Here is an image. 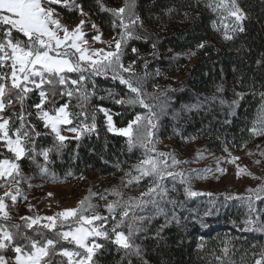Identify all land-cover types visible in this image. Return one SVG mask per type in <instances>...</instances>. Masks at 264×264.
I'll return each mask as SVG.
<instances>
[{"label":"snow or ice","instance_id":"snow-or-ice-1","mask_svg":"<svg viewBox=\"0 0 264 264\" xmlns=\"http://www.w3.org/2000/svg\"><path fill=\"white\" fill-rule=\"evenodd\" d=\"M95 2L101 12L111 17L113 30L118 29L112 39L105 42L97 24L91 23V28L95 30L91 40L106 43V48H94L87 37L86 28L91 14L84 11L83 0H0V189H3L0 195V264H100L99 256L110 251L109 244L116 247L121 264L124 261L133 264V257L142 264H148L143 241L163 240L164 230L174 221L178 224L180 221L176 209L183 207V203L170 196V192H177L178 189L175 184L169 188L167 179L176 181L178 178L186 196L204 195L192 189L191 174H186L180 166L204 159L207 150L198 149L193 160L189 161L180 160L174 151L164 152L157 147L161 142L157 133L162 126V118L169 115L171 108V97L167 96V92L173 90L166 88L156 94L145 89V81L150 75L147 58H143V75H139L134 68L136 60L127 66L124 63L130 41L150 39L139 31L145 29L138 11L139 0H123L118 8L108 7L103 0ZM189 7H203L211 12L216 17L211 27L225 42L235 40L238 34L246 31L244 22L248 13L240 6L239 0H193ZM164 11L165 15H170L177 10L169 7ZM184 15L186 19L190 18L189 13ZM77 16L80 19L74 26L65 22ZM157 43L151 42L152 51L148 55L158 56ZM207 43L206 40L199 42L196 51L189 50L184 55L188 58L197 55V51L204 49ZM132 52L137 53V59H141L139 49L133 47ZM256 63L259 66L264 64V60H257ZM156 74H160L159 70ZM95 77H110L113 82L119 81L125 86L127 92L123 96H119L114 89L105 90L115 104L139 106L146 112L135 114L124 127H118L114 120L122 113L103 106L93 107L89 112L90 99L97 90ZM240 85L244 86L243 77L240 78ZM252 87L255 88V85ZM224 91L222 84L217 85L211 97L197 98L194 103L183 104L181 110L172 111V119L179 121L182 112L210 110V105L218 102L228 108L223 123L231 124V117L237 116L241 101L249 93L234 89V98L229 102L222 95ZM251 95L255 96L256 92H251ZM259 95L261 103L251 126L241 129L250 134V139L244 141L241 148L251 139L264 137V91ZM98 113L103 114L108 133L125 138L129 152L143 149L137 163L125 172L128 177L125 186L139 185L147 178L145 191L124 200L120 191L106 190L117 198L105 205L108 215L96 211L91 202L95 194L89 190V195L80 200L75 208L49 216H22V224L7 223L12 217L6 200H11L12 206H15L18 197L22 196L19 185L31 179L24 175L21 161L29 160L37 165L41 175H47V166L55 162L53 155H61L69 147V140H75L79 148L86 136L99 137ZM64 132L74 135L69 137ZM173 132L186 142L198 138L185 137L182 129L177 127L173 128ZM228 143L235 146L234 141L224 142L223 150L228 154L226 162L236 164L240 158L232 156ZM257 148L260 146L257 145ZM253 154L251 151L248 153L250 156ZM259 154L264 157V150ZM255 163L261 161L256 160ZM117 167L120 165L117 164ZM216 171L223 174L225 170L218 166ZM191 172L197 178L207 179V175L200 170L193 169ZM236 175L237 178L248 175L261 179L239 164H236ZM53 182H56L54 176ZM246 191L248 196L237 197L247 207L242 221L244 230L264 233V209L254 204L264 199V183ZM23 198L27 199L26 196ZM100 199L107 200V197L101 196ZM167 205L171 206V210ZM117 209H120L119 213ZM210 214V211L205 212V215ZM157 217H162L163 223L150 235V225ZM228 251L226 245L222 249L224 256ZM9 252L14 255H7ZM216 259L222 261L223 257L217 256ZM254 264H264V248Z\"/></svg>","mask_w":264,"mask_h":264},{"label":"trees","instance_id":"trees-1","mask_svg":"<svg viewBox=\"0 0 264 264\" xmlns=\"http://www.w3.org/2000/svg\"><path fill=\"white\" fill-rule=\"evenodd\" d=\"M103 2L112 7L122 5L123 0ZM192 2L193 0H139L138 11L145 24V29L139 31L150 39L130 41L123 59L124 62L136 60V69L144 73L143 58H147L149 61L147 71L150 75L145 81V89L149 93H155L149 91L153 83L163 84L165 78L176 79L172 86L160 85L159 88L164 90L161 87L163 86L173 90L167 92V96L171 97V108L169 115L162 118V126L157 133L159 138L179 142L182 140L181 137L173 132V128L177 127L182 129L185 137H198L191 141L201 142L208 150L223 152L225 141H234L235 146L233 143H228L227 146L239 149L244 141L250 139V134L241 129L251 126V120L261 103L259 93L264 91V64L258 66L256 63L257 60H264V0H239L240 6L248 13V19L244 22L246 31L228 42L211 27V22L216 17L203 7H189ZM83 4L103 34H116L118 29L113 30L111 17L108 13L100 11L95 0H83ZM169 7L177 11L165 15L164 10ZM185 12L189 13L190 18H185ZM204 40L208 43L204 49L197 51V55L191 58L184 55L189 50L196 51V45ZM152 41L158 42L157 57L148 55L152 51ZM133 47L139 49L138 55L141 59H137V53L132 52ZM155 69L159 70L160 74L154 77ZM241 77L243 87L240 85ZM94 79L97 90L96 95L90 99L89 112L93 107L103 106L122 113L121 116L114 117L116 124H127L135 114L146 112V109L139 106H121L113 102L105 90L114 89L119 96H123L127 89L119 84V81L113 82L110 77ZM221 84L225 89L222 95L229 102L234 98V89L249 93L241 101L237 116L231 117V124L223 123L228 108L219 105L218 102L211 104L210 110L182 112L179 121L172 119V111L181 110L183 104L194 103L197 98L203 100L205 97H211L217 85ZM253 84L255 88L252 87ZM253 91L256 92L255 96L251 95ZM72 103L75 105L76 101L73 100ZM97 115L99 137L86 136L80 142L79 148L76 147L75 140H69V147L61 155H53L55 162L47 166V175H41L37 165L27 159L21 161L22 166L30 173L47 178L51 183L53 176L56 182H60L72 181L86 173L107 176L119 170H130L142 155L143 149L136 148L129 152L125 138L108 133L104 126L103 114ZM48 142H51L50 138ZM247 145L252 147L249 149V152L254 153L251 155L252 158L260 160L264 167V157L259 154L264 150V139H251ZM257 145L260 146L259 149ZM40 163L43 164V161ZM117 164L120 165L119 168ZM177 189L178 191L170 196L183 203V207L176 209L180 218L179 224L175 221L170 224L164 230L163 240L143 241L148 264H254L260 250L264 248V233L244 230L242 221L247 207L237 197L248 196V193L203 191L201 193L204 195L189 197L184 193L182 185ZM209 193L211 195H208ZM254 204L257 208L264 209V199L255 201ZM166 207L171 210L170 205ZM209 211L211 214L205 215V212ZM161 223L162 217L154 219L149 234H153ZM226 245L229 251L227 256H224L222 249ZM108 248L110 251H105L99 256L100 264H121L116 247L109 244ZM7 255L14 254L9 252ZM217 256L223 257V260H217ZM132 260L133 264H142L136 257ZM123 264H127V261Z\"/></svg>","mask_w":264,"mask_h":264},{"label":"rangeland","instance_id":"rangeland-1","mask_svg":"<svg viewBox=\"0 0 264 264\" xmlns=\"http://www.w3.org/2000/svg\"><path fill=\"white\" fill-rule=\"evenodd\" d=\"M120 6L121 5H115L112 6V8H118ZM84 11L87 12L86 9H84ZM79 19L80 17H77L76 19L66 20L65 22L71 26H74L79 22ZM92 22H95L97 24V27L99 28L98 23L95 21L94 17L90 15L88 27L86 28V34L89 38L90 43L94 48H106V43H96L91 40V36L95 31L90 26ZM114 35L103 34L101 39L107 42L110 41ZM124 63L125 66H127L131 62ZM134 68L139 75L143 73L142 71L137 70L135 65ZM154 71L155 72L153 73V75L155 77L157 75V69H155ZM175 80V78H165V82L163 84H152V81L150 79V86L151 84L152 86L149 91L158 94L160 85H168L167 87H169L174 84ZM161 87L163 89L167 88L163 86ZM117 126L124 127L126 126V124H117ZM63 134L69 137H72L74 135L70 132H64ZM255 139L260 140L264 139V137ZM160 141L161 142L157 146L160 151H174L180 160L191 161L195 157L198 149H206L204 145L199 141L186 142L185 140H180L179 142H175L173 139L161 138ZM250 146L251 145H246L245 147L239 149H235L229 146L228 149L231 152L232 156H237L240 158L236 162V164H239L241 167H246L250 173L261 179H253L248 175H241L239 178H237L236 164L226 162L225 158H227L228 154L224 151L218 152L208 149H206L207 151L204 152V159H201L198 162L181 165L180 169H183L186 174H191L192 178L190 180V183L194 191H204L211 193L225 192L232 194H240L242 192L248 193L246 191L247 189L256 188L261 183H264V167H262L260 163L256 164V160L253 159L252 156L248 155L249 149L252 148ZM218 159L220 160L219 165ZM218 166L225 170L223 174L216 171ZM193 169L200 170L203 174H206L207 179L197 178L195 173L191 172V170ZM22 170L24 175L31 177V179L27 183H21L19 185L22 191V196L18 197V202L15 206H12L11 200H6L9 205V211L12 217L11 220L7 221V223L9 224H22V221L20 220V217L22 216H49L66 209L75 208L77 207V204L80 200L89 195V190H91V193L95 194L92 197L91 202L96 206V211L101 215H108L105 211V205L117 198L109 195V191L106 190L116 189L123 193V199L127 200L129 197L139 196L141 192L145 191L148 184V179L145 178L140 182L139 185L133 183L131 185L125 186L128 177L125 176L126 171L124 170H119L118 172L112 173L107 176L86 173L72 181H60L52 183L43 176L28 172L23 166ZM81 177L83 178L81 179ZM166 183L169 188H172L173 184H175L176 188L181 186L178 178L176 181H172L171 178H168ZM29 184H31L32 186L29 187ZM2 194L3 189H0V195ZM171 194L174 195V192H170V195ZM23 196H26L27 199L25 200ZM101 196H106L107 200L100 199ZM30 207L31 210H29ZM119 211L120 209H117L118 213Z\"/></svg>","mask_w":264,"mask_h":264}]
</instances>
